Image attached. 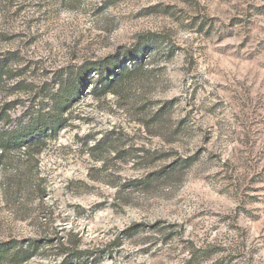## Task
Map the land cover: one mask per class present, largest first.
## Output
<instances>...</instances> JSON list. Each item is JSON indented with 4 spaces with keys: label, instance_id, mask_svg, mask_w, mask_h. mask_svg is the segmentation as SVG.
<instances>
[{
    "label": "rangeland",
    "instance_id": "rangeland-1",
    "mask_svg": "<svg viewBox=\"0 0 264 264\" xmlns=\"http://www.w3.org/2000/svg\"><path fill=\"white\" fill-rule=\"evenodd\" d=\"M135 47L115 93L88 82L57 139L6 154L0 240L41 241L21 264H264V0H0V53L35 88Z\"/></svg>",
    "mask_w": 264,
    "mask_h": 264
},
{
    "label": "trees",
    "instance_id": "trees-1",
    "mask_svg": "<svg viewBox=\"0 0 264 264\" xmlns=\"http://www.w3.org/2000/svg\"><path fill=\"white\" fill-rule=\"evenodd\" d=\"M140 51L138 47H135L125 55L123 62L111 56L107 59L86 63L77 70L57 71L49 80H44L38 88H35L32 82L22 78L26 68L22 64V57L18 51L0 53V168L6 169V165L12 163L7 153L23 148L30 162L35 152L38 153L49 141L57 139L60 132L69 125L70 109L88 82L92 85L90 93L96 96L108 92L115 93L122 81L135 75L143 67L140 61ZM129 59L132 61L131 64L126 63ZM92 73L97 75L96 80L89 78ZM11 80H14L12 85L9 84ZM5 90L9 91V95L14 91L22 90L26 96L9 99L2 95ZM23 99L27 102L26 106L20 114L14 115L12 110L15 104ZM168 104L171 102H167L154 115L158 117ZM105 140L106 138L98 140L91 146V150L99 148ZM136 151L137 153L143 152V154L147 152L142 147L137 148ZM143 154H136V158L144 157ZM15 166L14 172L19 174L17 171L20 166L18 164ZM181 166L182 164L177 161L170 167L173 170ZM168 168L155 172L149 177H161L167 173ZM136 184L146 185V182L140 180ZM139 227V224H134L124 233L128 237L132 236V233H135ZM40 242V240L30 238L0 240V264H21L29 260L37 253ZM61 253H67L71 260L86 257L88 259L91 254L89 251L77 249L69 252L67 248H64ZM192 256H194L193 253Z\"/></svg>",
    "mask_w": 264,
    "mask_h": 264
}]
</instances>
